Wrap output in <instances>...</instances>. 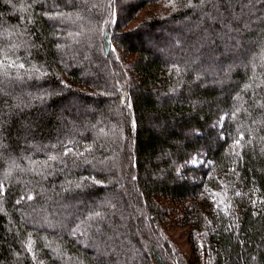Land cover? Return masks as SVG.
<instances>
[{"label":"trees","instance_id":"obj_1","mask_svg":"<svg viewBox=\"0 0 264 264\" xmlns=\"http://www.w3.org/2000/svg\"><path fill=\"white\" fill-rule=\"evenodd\" d=\"M191 5L0 0V264H264V0Z\"/></svg>","mask_w":264,"mask_h":264},{"label":"rangeland","instance_id":"obj_2","mask_svg":"<svg viewBox=\"0 0 264 264\" xmlns=\"http://www.w3.org/2000/svg\"><path fill=\"white\" fill-rule=\"evenodd\" d=\"M112 50H115L114 48ZM200 160L192 161L193 165H197ZM168 235L170 238L174 241V243L177 245V247L182 251L183 255H185L187 258H194L193 254V236L192 231L184 226H180L176 222L170 223L168 227Z\"/></svg>","mask_w":264,"mask_h":264},{"label":"snow or ice","instance_id":"obj_3","mask_svg":"<svg viewBox=\"0 0 264 264\" xmlns=\"http://www.w3.org/2000/svg\"><path fill=\"white\" fill-rule=\"evenodd\" d=\"M201 4L205 3V0H200ZM189 6H192L191 5V0H189ZM0 63H3V62H0ZM6 67H20V68H23V65H16L14 63H10V64H7ZM223 119V118H222ZM243 139V136L240 137V140ZM240 140H237L235 143L236 145H239L240 144ZM68 151H71V149H69ZM67 155V152L65 153ZM50 159H55V157H50ZM0 193H2V186H0ZM237 195H239V193H237ZM23 199V197H22ZM28 199H32L31 196L28 197ZM253 203H256L255 201H253ZM97 215H99V213H97ZM30 247V245H29Z\"/></svg>","mask_w":264,"mask_h":264}]
</instances>
